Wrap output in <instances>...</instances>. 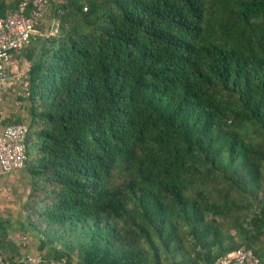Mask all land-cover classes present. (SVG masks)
<instances>
[{
  "label": "trees",
  "instance_id": "16d2710c",
  "mask_svg": "<svg viewBox=\"0 0 264 264\" xmlns=\"http://www.w3.org/2000/svg\"><path fill=\"white\" fill-rule=\"evenodd\" d=\"M45 17L56 33L39 22L12 58L26 115L0 120L27 126L13 231L64 264L241 247L264 264V0H51Z\"/></svg>",
  "mask_w": 264,
  "mask_h": 264
},
{
  "label": "built area",
  "instance_id": "2783aa9c",
  "mask_svg": "<svg viewBox=\"0 0 264 264\" xmlns=\"http://www.w3.org/2000/svg\"><path fill=\"white\" fill-rule=\"evenodd\" d=\"M51 0H21L17 9L0 16V88L8 78L14 55L26 47L37 33L36 26ZM25 124H9L0 129V175L7 176L25 166ZM16 241L27 243V237L17 235ZM0 264H64V261H44L37 255H25L8 260L0 250ZM215 264H261L259 258L244 247L228 253Z\"/></svg>",
  "mask_w": 264,
  "mask_h": 264
},
{
  "label": "rangeland",
  "instance_id": "374dc122",
  "mask_svg": "<svg viewBox=\"0 0 264 264\" xmlns=\"http://www.w3.org/2000/svg\"><path fill=\"white\" fill-rule=\"evenodd\" d=\"M42 21V22H41ZM43 31L48 30V25L51 27V34L56 33L57 21L50 20L47 17L40 20ZM28 69V63L25 61H18L16 58L12 59L8 77L4 81V85L0 88V120L13 118L14 116L26 115L23 102L17 97L22 95V89L25 88L24 75ZM29 177L23 168L13 174L2 176L0 175V215H17L21 213V205L24 203L29 189ZM9 223L14 226L18 223L17 220ZM37 241H33V255L40 256L37 250Z\"/></svg>",
  "mask_w": 264,
  "mask_h": 264
},
{
  "label": "crops",
  "instance_id": "0c3cea01",
  "mask_svg": "<svg viewBox=\"0 0 264 264\" xmlns=\"http://www.w3.org/2000/svg\"><path fill=\"white\" fill-rule=\"evenodd\" d=\"M57 28V27H56ZM10 68V67H9ZM9 78V77H8ZM0 129H2V127L0 126ZM1 220H8L9 222H13L15 220H17L18 216L15 215H8V216H2L0 215ZM18 221V220H17ZM10 222V223H11ZM15 227L10 225V224H6V234L4 239L1 240L0 242V250L3 253L4 257L8 260L10 259H17L20 258L22 256L25 255H33V242H30L27 238V243H19L18 241H16V236L17 235H24L27 237L26 234H22L20 232L17 231H13V228ZM5 232L2 231V234H4Z\"/></svg>",
  "mask_w": 264,
  "mask_h": 264
}]
</instances>
